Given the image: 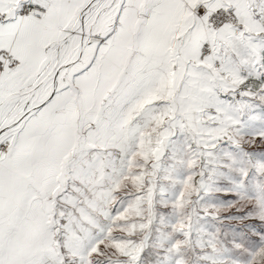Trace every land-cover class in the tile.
Here are the masks:
<instances>
[{
  "label": "snow or ice",
  "instance_id": "obj_1",
  "mask_svg": "<svg viewBox=\"0 0 264 264\" xmlns=\"http://www.w3.org/2000/svg\"><path fill=\"white\" fill-rule=\"evenodd\" d=\"M0 264H264V0H0Z\"/></svg>",
  "mask_w": 264,
  "mask_h": 264
}]
</instances>
